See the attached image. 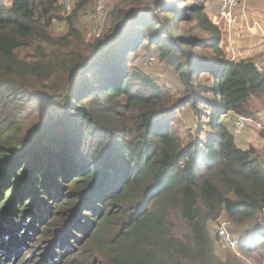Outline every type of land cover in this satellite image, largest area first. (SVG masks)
I'll use <instances>...</instances> for the list:
<instances>
[{"label": "trees", "instance_id": "1", "mask_svg": "<svg viewBox=\"0 0 264 264\" xmlns=\"http://www.w3.org/2000/svg\"><path fill=\"white\" fill-rule=\"evenodd\" d=\"M3 2L0 218L11 215L10 231L26 235L17 239L22 252L16 241L0 245V264H244L240 256L264 255V228L240 239V256H220L210 236V221H255L264 208V167L233 136L237 116L254 117L253 100L264 103V73L251 59L225 56L219 27L200 2L182 0L178 9L156 0L84 48L74 24L83 1L67 17L60 0ZM187 20L210 42L175 33ZM55 21L67 25L62 36L51 32ZM152 44L179 71L196 116L199 103L212 108L201 148L198 136L181 144L172 117L157 115L168 96L125 64L129 53ZM29 47L30 57H21ZM201 73L210 76L208 86L199 83ZM44 82L52 92L35 89ZM34 100L58 109L24 135L21 118ZM174 211L187 229L181 236L173 233Z\"/></svg>", "mask_w": 264, "mask_h": 264}, {"label": "rangeland", "instance_id": "2", "mask_svg": "<svg viewBox=\"0 0 264 264\" xmlns=\"http://www.w3.org/2000/svg\"><path fill=\"white\" fill-rule=\"evenodd\" d=\"M3 1V0H1ZM80 1H83L84 4L81 5L77 11L75 17V28L80 34L81 47H87L91 45L97 39H102L107 33L110 34L118 21L126 19V21H131L133 15L141 13L144 9H148L156 0H103V10L98 14L95 10L96 0H60L61 15L67 17L69 13L78 5ZM174 3L176 8L181 9L179 2L182 0H164ZM200 2L203 5V11L208 15L209 19H215V16L218 12L220 0H187V3L193 4ZM253 2V3H252ZM246 0L245 12L248 17V20H264V0ZM4 4H9L8 0L3 2ZM257 3V5H256ZM180 4V6H179ZM152 8V7H150ZM241 13V12H240ZM141 15V14H139ZM174 17V16H172ZM179 23V22H178ZM130 25V24H129ZM220 26L219 31L221 35L219 47L225 52V56L229 59L231 58V53H236L240 51L243 53L247 51L248 53L258 51L259 55L264 53V43L263 41L255 35L248 33L244 26V21H241V27L238 29L228 30L224 28L223 22L218 24ZM100 29L99 36H96V29ZM67 31V25L62 21H55L51 25V32L54 36H62ZM184 32L186 36L193 35L199 41L201 46L205 43L210 42V34L208 32L200 30L196 26V22L183 21L180 22V29H177L175 33ZM72 39V37H71ZM176 47H178V44ZM57 46H53L51 51H55ZM188 49V47H180L181 51L183 49ZM49 50V49H48ZM202 51L201 48H194L190 51ZM33 48L29 47L27 49H21L19 55L30 57ZM60 51H66V49L61 48ZM181 61L187 59L182 53H180ZM234 60H239L235 58ZM126 66L137 68L140 71L148 74L161 88V90L168 96L167 105L163 110L158 112V117H167L170 116L173 129H175L181 144H185L188 141L196 138L202 139L207 132H209V127H207L208 119L212 111L211 107L206 106L204 103H199L198 107L200 109L199 116H196V110L191 104V101H184L185 86L182 77L173 66L166 64L163 60L160 59L159 50L156 48L155 44L150 45L149 48L140 47L137 48L134 53H129L126 57ZM210 76H206L204 73H201L200 81L204 86H208ZM211 80V78H210ZM37 84L35 89L38 88L42 94L43 92H52L54 88L51 86H44ZM34 90V89H31ZM36 92V91H35ZM32 93V91H30ZM51 94V93H50ZM206 96H210L209 94ZM59 100V103L62 102L60 96H56ZM206 102V99L203 100ZM253 115L258 122L261 123L262 129H255L254 126L248 125L244 128L241 135L235 137L237 145L242 149H247L252 147L256 150V156L259 158L261 165L264 167V135L261 133L264 132V103L253 100ZM27 112L21 118V133L24 135L31 134L35 124L45 119L48 113H56L55 110L50 104L49 100H34L33 102L27 105ZM225 119H231L229 114L223 116ZM199 130L197 131V128ZM7 188L4 189V193ZM50 200V199H49ZM46 200V202H49ZM12 216H2L0 218V223H5V226L0 229V245L5 243V245H10L12 242L16 241L18 243L19 251H23L21 248V243L26 232L24 229L17 230L15 234L10 231V223L12 222ZM171 221L174 223L173 233L176 236H181L184 233H187V229L184 225V222L180 218L179 214L174 211L172 212ZM21 222V221H20ZM216 220L209 222V231L210 236L215 239V245L217 246V251L220 256L226 255V252L234 251L225 246L219 238L216 236ZM256 221H244V222H233L232 233L239 237V239L249 236L255 228ZM9 232L8 241L2 240V237L7 236L6 233ZM22 238L21 242H18L17 239ZM25 243V242H23ZM33 246V244L29 245ZM228 248V249H227ZM250 257L240 256L244 261V264L254 263V264H264V255L259 257L256 253L249 255Z\"/></svg>", "mask_w": 264, "mask_h": 264}, {"label": "built area", "instance_id": "3", "mask_svg": "<svg viewBox=\"0 0 264 264\" xmlns=\"http://www.w3.org/2000/svg\"><path fill=\"white\" fill-rule=\"evenodd\" d=\"M246 0H221L217 15L215 19L211 18V22L218 26L220 22H223L224 28L226 29H238L241 27V21H244L245 29L251 35L257 36L256 38H260L264 43V20H248V17L245 12ZM95 10L98 14L103 10V0H96L95 2ZM241 12V13H240ZM220 28V26H218ZM96 36H99L100 29H96ZM240 51L236 53H231L230 60H234L235 58L240 57L241 59H251L258 69V71L264 73V53L263 55L254 56L252 58L242 57ZM255 55V54H254ZM239 58V59H240ZM248 125H252L255 129H262V125L260 122L256 120L255 117H249L244 115L237 116L234 122V130L233 136L238 137L241 135L242 131ZM201 143H199V147ZM256 225L260 228H264V208L261 210V214L257 217ZM216 236L219 240L227 247L231 248L237 255H241L237 251V247L240 244V239L236 235L232 233L233 222L226 217H219L216 219ZM254 264V263H247Z\"/></svg>", "mask_w": 264, "mask_h": 264}, {"label": "crops", "instance_id": "4", "mask_svg": "<svg viewBox=\"0 0 264 264\" xmlns=\"http://www.w3.org/2000/svg\"><path fill=\"white\" fill-rule=\"evenodd\" d=\"M253 3V2H252ZM258 51H254V52H251V53H248L247 51H244L243 54H242V57H247V58H252L254 56H258L259 53H257ZM255 54V55H254ZM240 57H238L239 59ZM241 59V58H240Z\"/></svg>", "mask_w": 264, "mask_h": 264}, {"label": "clouds", "instance_id": "5", "mask_svg": "<svg viewBox=\"0 0 264 264\" xmlns=\"http://www.w3.org/2000/svg\"><path fill=\"white\" fill-rule=\"evenodd\" d=\"M202 139H203V138H202ZM202 139H200V141H199V143H201V146L199 147V143H198L197 148H201V147H202V144H203Z\"/></svg>", "mask_w": 264, "mask_h": 264}, {"label": "bare ground", "instance_id": "6", "mask_svg": "<svg viewBox=\"0 0 264 264\" xmlns=\"http://www.w3.org/2000/svg\"><path fill=\"white\" fill-rule=\"evenodd\" d=\"M230 30V29H229ZM232 30V29H231Z\"/></svg>", "mask_w": 264, "mask_h": 264}]
</instances>
